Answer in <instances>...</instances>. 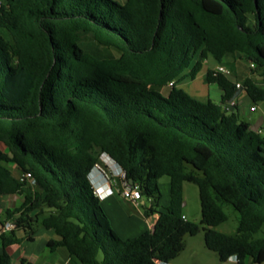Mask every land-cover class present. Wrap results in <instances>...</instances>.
<instances>
[{"label": "trees", "instance_id": "16d2710c", "mask_svg": "<svg viewBox=\"0 0 264 264\" xmlns=\"http://www.w3.org/2000/svg\"><path fill=\"white\" fill-rule=\"evenodd\" d=\"M238 60L250 66L242 79ZM208 61L232 73L205 75L221 104L180 87ZM238 83L264 104V0L0 2V193L24 196L6 212L16 230L1 234L0 264H15L8 248L40 227L60 237L52 251L81 264L171 263L202 232L221 262L263 264L264 137L224 109ZM104 155L150 201L155 233L123 239L113 229L90 178ZM184 183L199 189L200 224L183 213ZM227 205L239 215L234 235L215 229Z\"/></svg>", "mask_w": 264, "mask_h": 264}, {"label": "crops", "instance_id": "0c3cea01", "mask_svg": "<svg viewBox=\"0 0 264 264\" xmlns=\"http://www.w3.org/2000/svg\"><path fill=\"white\" fill-rule=\"evenodd\" d=\"M4 0H0L3 2ZM121 4H124L126 0H116ZM218 65H213L212 61H208L204 65V69L201 74H203L204 80L208 69H216ZM200 74V75H201ZM240 82V81H238ZM190 83V82H189ZM186 86L188 85L187 83ZM183 85V84H182ZM180 85V87L182 86ZM190 85V84H189ZM221 90V89H220ZM241 90V89H239ZM238 90V92H239ZM190 91V90H189ZM237 92V98L240 93ZM211 93H207L204 97L210 99ZM223 92L220 91L219 97L222 99ZM200 96L199 93H194L195 98ZM203 98V99H204ZM236 98V99H237ZM235 99V100H236ZM203 101V100H202ZM264 117V116H263ZM260 120V119H259ZM111 161V160H110ZM103 165L113 167L118 169L114 162L111 161L108 165L107 161L103 160ZM107 163V164H106ZM100 166V165H99ZM5 167L15 176H21L20 170L16 165L12 163H6ZM101 167V166H100ZM102 169V167H101ZM102 172H94L95 185L96 188L101 191V202L102 207L109 218V221L116 231V233L123 239H129L137 237L148 230H151L153 226L156 225L159 218L158 214L146 217L144 212H140V208L145 202L136 204L129 200H126L122 194V187H118L116 184L104 179ZM108 188H112L114 193L111 195H105ZM24 196L21 194L13 195H2L0 193V221H5L6 212L17 208H20L23 204ZM121 201H125L128 204L126 207L121 205ZM169 204V203H168ZM135 210V212L133 211ZM138 210V215L137 213ZM185 215V214H184ZM186 220L188 217L185 215ZM8 220L5 221V223ZM2 225V223H0ZM17 235L20 238H24L25 234L21 230H17ZM188 237L186 240V249L181 253V255L171 264H238L234 259H230L227 262H221L214 252L208 250L205 245L204 237L198 238ZM60 237L56 235L53 231H48L44 228H38L36 233L33 235L32 240L24 239L22 243L14 245L8 248V252L12 257L14 263L21 262L22 264H81L75 257L71 256L67 249L61 247L52 251L49 248V242L58 241ZM3 252V244L0 233V254ZM247 263H251V259L246 260ZM264 264V263H263Z\"/></svg>", "mask_w": 264, "mask_h": 264}, {"label": "rangeland", "instance_id": "374dc122", "mask_svg": "<svg viewBox=\"0 0 264 264\" xmlns=\"http://www.w3.org/2000/svg\"><path fill=\"white\" fill-rule=\"evenodd\" d=\"M96 52L103 53V50L97 47H93ZM237 62V70L239 74L238 79H242L249 73V64L245 61L238 60ZM213 65H216L213 63ZM232 76V75H231ZM188 85L183 83L181 86L182 89H184L189 95L194 96V93H199L200 96H198L197 99L203 100V101H212L217 104H221V100L219 97L220 94V88L217 85H209L205 82L203 74L199 75L195 80L193 81H187ZM185 82V83H187ZM190 82V83H189ZM190 84V85H189ZM190 90V91H189ZM211 93L210 99L204 98L207 93ZM204 98V99H203ZM235 103L237 105V109L233 108L234 111L239 110L240 112V118L242 120H245L247 122L252 123V125H255L261 117L264 116V104H254L251 102V100L248 98L245 91H242L240 96L235 100ZM255 107L256 110L252 111V108ZM261 135L264 137V125L263 128L260 130ZM101 163L99 164L102 169L105 172V176L109 179L110 182L116 184L118 187H122V185L125 183V179L121 177V173L119 169H114L110 166L103 165V160L107 161L108 165H110L111 161L108 156H103L101 159ZM106 163V164H107ZM159 187H160V193H161V206L166 207L169 203L170 198V179L167 176L162 177L159 180ZM183 195H184V205H183V213L188 217V221L200 224L201 222V202H200V196H199V189L197 185L193 183H184L183 187ZM145 202V205L147 207L150 206V201L146 198H144L140 203ZM128 204L125 201H121V205L123 207H126ZM226 213L229 216V220L220 226L216 227L215 229L221 233H225L228 235H234L237 228V221H238V213L230 206L227 205L224 207ZM135 212V210H133ZM145 208L142 205L140 208V212H144ZM138 210L136 215H138ZM197 236L198 238H203L204 233H200ZM101 258V256H100Z\"/></svg>", "mask_w": 264, "mask_h": 264}, {"label": "built area", "instance_id": "2783aa9c", "mask_svg": "<svg viewBox=\"0 0 264 264\" xmlns=\"http://www.w3.org/2000/svg\"><path fill=\"white\" fill-rule=\"evenodd\" d=\"M253 66L254 65H252V67ZM216 71H217V73H221V74H224L226 76L232 75L231 71L226 66H218L216 68ZM237 87L239 89H243V87L241 86L240 83L237 84ZM234 106H235V100H230L226 105H224V109L226 112H231L233 110ZM255 110H256V108H252V111H255ZM118 169L121 173L120 174L121 177L123 179H125L124 172L120 168H118ZM96 171L102 172V169L99 165H97L96 168L94 169V171L91 173L90 178L92 180L93 185L95 186L97 195L99 197H101V195H102L101 191L99 189H97L96 185L94 184L95 183L94 172H96ZM103 176H104V179L108 180V178L105 176V174H103ZM24 178L31 180L32 176H31V174H26L24 176ZM32 183L33 184L35 183L34 180H32ZM113 193H114V190L112 188H108L107 191L105 192V195L107 196V195H111ZM121 194L126 200H129V201L134 202L136 204H139L142 200V195H141V191H140L139 187L133 186L132 184L127 183L126 181L123 184ZM14 230H16V224L13 221H8L5 224L0 225V233L1 234H9V233L13 232ZM231 259H234L237 262L236 257L231 258ZM159 264H171V263L161 262Z\"/></svg>", "mask_w": 264, "mask_h": 264}, {"label": "water", "instance_id": "95a60500", "mask_svg": "<svg viewBox=\"0 0 264 264\" xmlns=\"http://www.w3.org/2000/svg\"><path fill=\"white\" fill-rule=\"evenodd\" d=\"M242 91H243V89L239 90L238 93H240ZM236 98H237V94L232 100H235ZM263 124H264V117H261L260 120L255 125H252L251 130L253 132H259L261 130V127L263 126ZM151 231H152V233H155L156 227L153 226ZM15 264H22V263L21 262H16Z\"/></svg>", "mask_w": 264, "mask_h": 264}]
</instances>
